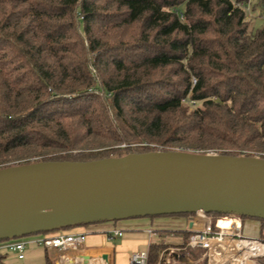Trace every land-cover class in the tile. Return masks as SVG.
I'll list each match as a JSON object with an SVG mask.
<instances>
[{
  "label": "trees",
  "instance_id": "obj_1",
  "mask_svg": "<svg viewBox=\"0 0 264 264\" xmlns=\"http://www.w3.org/2000/svg\"><path fill=\"white\" fill-rule=\"evenodd\" d=\"M251 1L0 0V169L174 150L264 159V26L235 6ZM237 218L264 244V220ZM167 247L149 244L147 264Z\"/></svg>",
  "mask_w": 264,
  "mask_h": 264
},
{
  "label": "water",
  "instance_id": "obj_2",
  "mask_svg": "<svg viewBox=\"0 0 264 264\" xmlns=\"http://www.w3.org/2000/svg\"><path fill=\"white\" fill-rule=\"evenodd\" d=\"M198 212L264 220V159L174 150L0 169V242Z\"/></svg>",
  "mask_w": 264,
  "mask_h": 264
},
{
  "label": "crops",
  "instance_id": "obj_3",
  "mask_svg": "<svg viewBox=\"0 0 264 264\" xmlns=\"http://www.w3.org/2000/svg\"><path fill=\"white\" fill-rule=\"evenodd\" d=\"M255 223L258 229L259 223ZM189 227L190 218L184 217L134 218L59 230L44 236L53 237L63 233H85L86 239L81 250L67 253L68 257L74 260L72 264H128L129 258L133 253L146 250L149 244L166 243L165 241L168 238H163L165 232L189 230ZM113 230L120 231L122 235L114 236L111 233ZM112 239L119 240L113 245ZM28 247L26 252H28ZM44 251L46 250L44 249ZM47 252L49 255L54 254L56 256L55 259L59 255L56 251ZM13 257L15 260L16 257L14 255ZM79 257L83 259L81 263H79ZM55 259L53 260L54 264H56ZM4 264H6V259Z\"/></svg>",
  "mask_w": 264,
  "mask_h": 264
},
{
  "label": "built area",
  "instance_id": "obj_4",
  "mask_svg": "<svg viewBox=\"0 0 264 264\" xmlns=\"http://www.w3.org/2000/svg\"><path fill=\"white\" fill-rule=\"evenodd\" d=\"M234 2V0H229ZM236 7L242 8L250 14L247 6L243 4H236ZM249 11V12H248ZM264 16V12H263ZM191 105H195L192 102H189ZM194 215H196L194 217ZM190 218V227L189 230L192 231V235L186 242V247L190 249H200L204 251L203 258L207 259V263L210 264V259L212 255H215L218 259H220V246L223 237H231L230 239L235 242H248V243H256L264 247V244L260 243L256 239L246 238L242 234V221L234 216V220L239 221V225H232L229 232H223L221 228L218 227V221L222 219H226L228 217H223L219 220H216L213 228V219L211 216H207L202 212H198L194 214ZM202 216L204 220L200 218ZM217 224V225H216ZM199 227V228H198ZM114 236H121V232L117 230H113L111 232ZM150 234V232H149ZM86 234L85 233H74V234H58L53 237H47L44 235H35L20 239H13L0 242V252L9 253L16 257L18 261H22L25 258L26 248L29 245H38L41 246L46 251H56L59 253L60 260L65 261L67 264H72L74 261L72 258L68 257V252H79L85 242ZM172 252V251H170ZM256 256V255H255ZM259 256V255H257ZM249 257V256H248ZM252 257V256H251ZM148 253L147 249L143 251H139L133 253L128 261V264H147ZM79 263L82 262V258H78ZM62 261L57 262V264H61ZM167 263L168 260H167Z\"/></svg>",
  "mask_w": 264,
  "mask_h": 264
},
{
  "label": "rangeland",
  "instance_id": "obj_5",
  "mask_svg": "<svg viewBox=\"0 0 264 264\" xmlns=\"http://www.w3.org/2000/svg\"><path fill=\"white\" fill-rule=\"evenodd\" d=\"M250 14L247 15V18L250 22L252 29H257L259 27L264 26V5H258L256 0H252L250 4L247 6ZM248 11V12H249ZM248 14V13H247ZM186 105L189 107H200L201 104L191 105L189 102H185ZM196 215H194L195 217ZM232 218L228 216V219ZM235 219V218H232ZM227 220H220L218 227L221 228L224 232L229 231L226 224ZM216 224V225H217ZM230 225V224H229ZM257 224L254 220H245L244 222V229L242 234L246 238L256 239L258 238V229L256 228ZM199 228V227H198ZM184 230L179 231H170L165 232L163 234V238H168L163 243L164 245L168 246L164 249L159 255V261L162 260L164 264H208L204 261L203 255L200 252L190 250V248L186 247V245H182L184 243V234L182 233ZM231 237H223L222 242L220 243L221 246L219 248V252L221 253L220 259L217 257H211V260L214 259L217 261V264H264V254L259 256H250L249 254L244 256L243 252L238 251L237 248L233 246L232 243L235 241L230 239ZM155 239V238H154ZM117 240L119 239H112V244H116ZM172 251V252H170ZM44 249L38 245H32L28 247V252L25 253V259L23 262H19L12 254L9 253H2V255H6V264H45L44 261ZM51 260L55 259V255L51 254ZM244 256V257H243ZM249 256V257H248ZM238 258H241L238 261ZM217 259V260H216ZM167 260L169 263H167ZM219 260V261H218ZM59 255L55 259V263L60 262ZM207 261V259H206ZM4 264V260L2 262ZM61 264H67L65 261H62Z\"/></svg>",
  "mask_w": 264,
  "mask_h": 264
},
{
  "label": "bare ground",
  "instance_id": "obj_6",
  "mask_svg": "<svg viewBox=\"0 0 264 264\" xmlns=\"http://www.w3.org/2000/svg\"><path fill=\"white\" fill-rule=\"evenodd\" d=\"M200 218L202 219V220H204V218L202 217V216H200ZM225 220H227L226 221V224H227V226H228V228L229 229H231V226L232 225H239V221H237V220H234V219H232V218H226ZM230 224V225H229ZM224 232V231H223ZM225 232H229V231H225ZM233 244V246L235 247V248H237V250L238 251H242L243 252V254H244V256H246V255H250V256H257V255H262V254H264V247L263 246H261V245H259V244H256V243H248V242H242V243H239V242H234V243H232ZM243 256V257H244ZM212 257H215V255H212ZM217 260V259H216ZM221 260V259H220ZM241 260V258H238V261H240ZM219 261V260H218ZM217 261H215L214 259H210V264H217L216 263Z\"/></svg>",
  "mask_w": 264,
  "mask_h": 264
}]
</instances>
